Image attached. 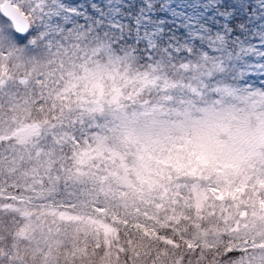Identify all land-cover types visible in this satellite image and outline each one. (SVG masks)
Listing matches in <instances>:
<instances>
[{
    "label": "snow or ice",
    "instance_id": "6c2138e0",
    "mask_svg": "<svg viewBox=\"0 0 264 264\" xmlns=\"http://www.w3.org/2000/svg\"><path fill=\"white\" fill-rule=\"evenodd\" d=\"M0 264H264V0H0Z\"/></svg>",
    "mask_w": 264,
    "mask_h": 264
}]
</instances>
